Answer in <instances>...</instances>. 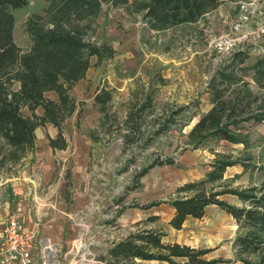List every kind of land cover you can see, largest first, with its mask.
I'll return each instance as SVG.
<instances>
[{
    "label": "trees",
    "instance_id": "trees-1",
    "mask_svg": "<svg viewBox=\"0 0 264 264\" xmlns=\"http://www.w3.org/2000/svg\"><path fill=\"white\" fill-rule=\"evenodd\" d=\"M46 1V16L34 15L26 21L31 45L22 52L14 41L15 18L12 10L24 7L27 0H0V170L17 165L34 149L35 129L38 126L52 124L58 132L54 138L48 136L49 145L57 149L66 147L62 124L76 108V101L69 95V89L85 77L93 57L95 65H99L115 53L108 41L98 42L94 38V21L101 3L111 1L133 6L142 13L150 29L162 30L175 24L196 22L225 0ZM247 56L248 52L244 50L235 52L210 76L207 91L211 95L212 107L198 118L189 131L193 148L201 146L209 137L231 143L242 142L235 132L242 122H264V55L252 67L241 65ZM249 69H254L253 79L258 91L252 90L245 79ZM15 83H18L17 88H13ZM50 92L57 97H49ZM112 99V88L101 86L95 89L94 102L102 114L100 122H108L105 129L108 134L112 133L115 123L109 114ZM152 102L153 92H147L137 103L129 106L122 122L128 129L123 134L126 144L137 143L146 147L169 127L190 122L197 113L196 108L188 103L146 121L143 114L145 110L153 109ZM38 109L41 110L40 114L37 113ZM144 124L148 125L149 130L143 128ZM239 161L221 154L215 158L205 178L179 185L176 193L185 195L171 199L174 214L168 224L180 229L187 216L201 218L207 205H217L230 214L238 225L233 241L234 261L239 264H264V179L258 185L242 189L232 187L229 181L211 185L222 179L227 167ZM156 164H174V158L155 159L136 177L142 176ZM260 169L264 170V166ZM224 194L235 196L241 205L221 199ZM155 204L132 205L147 208ZM165 236L164 232L154 228L129 233L115 242L107 250L106 256H99L98 260L106 264H138L136 259L162 260L170 264L231 262L223 258L205 260L203 256L210 249L167 241ZM174 258H185L186 261L178 263Z\"/></svg>",
    "mask_w": 264,
    "mask_h": 264
},
{
    "label": "rangeland",
    "instance_id": "rangeland-1",
    "mask_svg": "<svg viewBox=\"0 0 264 264\" xmlns=\"http://www.w3.org/2000/svg\"><path fill=\"white\" fill-rule=\"evenodd\" d=\"M242 1L244 0L222 1L217 8L204 14L196 22L175 24L162 30L150 29L142 13L133 6L114 4L111 1L101 3L94 21V38L98 42L108 41L115 49V53L99 65H95L96 60L93 57L90 68L82 78V84L84 90L87 86L88 89L101 86L113 89L109 109L111 120L115 121L112 133L108 134L105 131L108 126L107 120L102 124L100 119L98 122L93 121L95 128L89 131L91 137L95 134L94 137L97 139L108 142L112 140L111 145L96 148L91 157V170L99 174L101 189L105 194L115 192L114 196L121 197L126 190L134 188L141 177H136L138 172L155 159L173 157L175 163L181 152L192 147L189 131L209 103L211 95L207 91V82L214 70L237 51L244 50L249 53L256 47L260 52L259 47H264V32L255 34L250 41H246L249 37H243L244 24L239 21ZM47 6L46 0H27L24 7L12 10L15 18L14 41L22 52L31 45V38L26 31V21L34 15L46 16ZM246 23L252 31H257L264 25V21L261 22L260 18L257 20L255 15ZM230 38L236 40L234 49L220 50L217 44ZM15 87L16 85L13 86ZM147 92H153V109L144 111L146 121H152L162 113L188 103L192 108H196L197 113L190 122H187L188 124L172 125L146 147L137 143L126 144L123 134H126L128 129L122 122L127 116L129 106L137 103ZM85 93L86 98L88 94ZM83 104L89 106V100ZM23 112L27 113L26 109H23ZM75 121L77 128L84 123L83 119L80 120L79 114ZM144 125L143 128L147 129L148 125ZM235 132L242 142L231 143L222 140L220 143L221 140L209 137L199 146L211 152L215 158L227 154L232 159L240 160L226 168L222 179L211 183L213 186L229 181L232 187L242 189L258 185L264 179V170L260 169L264 166V122L252 120L242 122ZM59 156L62 155H57L58 160ZM156 165L163 167L165 164ZM236 166H241L243 172L234 173ZM16 170V166L1 169L0 177L4 174H15ZM68 172L64 163L61 176L66 182ZM225 197L228 202L233 200L235 204L241 205L235 196L225 194ZM120 207L118 204L114 208L120 212ZM75 224L77 225L76 217ZM94 235L99 236L98 233L91 234L87 236L90 240L86 242L87 250L93 252L94 256L90 252L81 259L82 253L76 255L71 253L68 262L94 264L96 260L95 264H98L102 246L92 243ZM100 236L99 238H102L103 234Z\"/></svg>",
    "mask_w": 264,
    "mask_h": 264
},
{
    "label": "crops",
    "instance_id": "crops-1",
    "mask_svg": "<svg viewBox=\"0 0 264 264\" xmlns=\"http://www.w3.org/2000/svg\"><path fill=\"white\" fill-rule=\"evenodd\" d=\"M259 3L260 10L255 14V18H260L263 22L264 0H259ZM249 27L248 23L244 24L243 37H249L246 41L258 34V30L252 31ZM259 51L253 47L241 65L252 67L261 55H264V47H259ZM226 62L228 60L223 63ZM253 77L254 69H249L245 79L252 90L258 91ZM82 81L83 79L79 80L68 91L76 101V108L62 124L66 147L57 149L49 145L48 136L54 138L57 135L56 127L50 123L38 126L35 129L34 149L15 165V174H4L0 177V231L9 216H16L21 220L26 230L36 234V264H71L68 260L75 239L84 237L86 245L90 240L88 237L94 233L99 236L94 235L92 243L101 245V256H106L107 250L115 242L129 233L146 228L164 232L167 241L210 249L203 256L205 260H231L215 264H239L234 261L233 246L238 225L230 214L217 205H207L201 218L187 216L180 229L168 224L174 214L171 199L185 195L176 193V188L186 182L205 178L211 170L215 156L206 149L191 147L181 152L174 164H165L163 167L154 165L139 178L136 187L126 190L121 197L114 196L115 192L107 195L102 191L99 174L91 170V157L96 148L107 144L109 146L112 140L108 142L95 138V134L92 137L89 134V131L95 128L93 121L98 122L102 114L94 102L96 88L88 89L87 86L84 90ZM14 85L18 87V83ZM84 92L89 96L85 98ZM49 97L55 99L57 96L50 92ZM87 100L89 106L83 104ZM208 102L204 113L212 107L210 99ZM37 113L40 114L41 110L38 109ZM78 114L84 123L77 128L75 120ZM58 154L62 155L59 160ZM64 163L69 171L67 182L61 176ZM235 172L242 173L243 168L236 166ZM111 184L110 182V188ZM220 198L228 200L225 194ZM133 203L156 204L139 208L133 206ZM118 204L121 206L120 212L114 208ZM231 204H235L233 200ZM107 207L109 208L106 210ZM149 217L154 219L148 220ZM100 234H103L102 238H99ZM91 253L94 256L93 252ZM174 260L178 263L186 261L185 258ZM135 261L138 264H170L155 259ZM98 264L106 263L99 261Z\"/></svg>",
    "mask_w": 264,
    "mask_h": 264
},
{
    "label": "built area",
    "instance_id": "built-area-1",
    "mask_svg": "<svg viewBox=\"0 0 264 264\" xmlns=\"http://www.w3.org/2000/svg\"><path fill=\"white\" fill-rule=\"evenodd\" d=\"M260 10L259 0H244L240 4L239 21L246 23L252 16ZM241 26V25H239ZM236 29L238 27H235ZM264 32V25H261L257 31ZM217 44L220 50H232L235 41L230 39L222 40ZM234 49V48H233ZM90 244V242L88 243ZM83 237H77L70 249V253L76 255L81 254V259H84L90 250H87ZM37 249L36 234L26 230L21 220L16 216H9L3 223L0 231V264H36L34 262V253ZM87 251V252H86ZM97 263L95 260L94 264ZM43 264V262H42Z\"/></svg>",
    "mask_w": 264,
    "mask_h": 264
}]
</instances>
